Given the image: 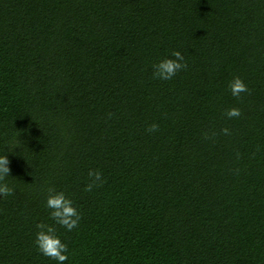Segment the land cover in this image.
<instances>
[{
  "label": "trees",
  "instance_id": "16d2710c",
  "mask_svg": "<svg viewBox=\"0 0 264 264\" xmlns=\"http://www.w3.org/2000/svg\"><path fill=\"white\" fill-rule=\"evenodd\" d=\"M16 137L0 264H57L39 223L64 264H264V0H0V154Z\"/></svg>",
  "mask_w": 264,
  "mask_h": 264
},
{
  "label": "clouds",
  "instance_id": "9594fccd",
  "mask_svg": "<svg viewBox=\"0 0 264 264\" xmlns=\"http://www.w3.org/2000/svg\"><path fill=\"white\" fill-rule=\"evenodd\" d=\"M172 58H165L158 63L153 64V76L161 80H171L178 71L184 68V57L180 51L172 52ZM230 90L233 96H239L240 93L247 91V86L244 81L236 77L230 83ZM228 117H236L240 115L238 108H231L227 111ZM157 125L153 124L149 127V131L155 130ZM227 131V130H225ZM24 142L16 137V141L9 144L4 154H0V196L11 195L14 191L7 183L10 176V167L8 159V150L13 147L22 150ZM89 177L94 178L92 183L87 185V189L91 190L94 184L102 182V173L100 171H89ZM46 207L50 210L49 215L55 224L71 231L77 227L80 220V213L78 208L74 205L73 201L63 192L49 189L47 196ZM37 233L35 237V245L40 253L45 257L54 259L57 264H64L68 259V246L64 243L53 225L44 223L37 224Z\"/></svg>",
  "mask_w": 264,
  "mask_h": 264
}]
</instances>
